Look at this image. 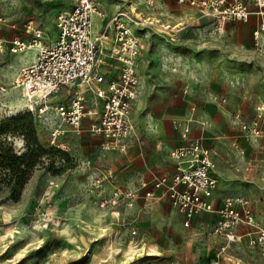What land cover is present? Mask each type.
Segmentation results:
<instances>
[{
    "label": "rangeland",
    "instance_id": "374dc122",
    "mask_svg": "<svg viewBox=\"0 0 264 264\" xmlns=\"http://www.w3.org/2000/svg\"><path fill=\"white\" fill-rule=\"evenodd\" d=\"M97 1L106 17L132 6L143 21L152 19L127 0ZM70 4L71 0H0V119L24 111L25 99L13 80L33 55L31 49L12 53L9 41L24 36L22 28L29 20L43 31V37L52 40L57 31L55 15ZM160 22L138 31L143 43L138 71L145 98L141 113L133 111L135 122L144 128L137 119L149 114L157 98L165 100L173 94L178 98L185 95L188 106L196 108L204 101L222 106L225 120L212 128L207 140L219 176V192L244 196L262 215L264 143L257 141L248 149L254 139L246 140L237 119L249 121L255 105H264V44L256 51L241 35L239 23H226L221 33H214L206 19L193 16L169 32L161 28L168 23ZM138 86L140 89L141 82ZM65 95L62 89L51 100H64ZM39 128L37 123V140L48 149L45 132ZM70 137L65 139L63 154L53 160L41 158L16 201L0 191V264H264L261 249L243 242L226 245L210 226L183 228L168 207L158 222L149 214L113 218L108 209L97 207L98 198L91 196L92 173L82 171L85 161L99 160L98 152L79 150L72 145L76 139ZM12 138L15 149L21 151V139ZM232 140L244 146L243 155L232 148ZM248 156L257 158L256 172L249 170ZM103 170L95 172L102 174ZM90 224L97 231L94 237L83 232ZM128 224L136 229L131 246L127 245L131 238ZM113 240L115 245H111Z\"/></svg>",
    "mask_w": 264,
    "mask_h": 264
},
{
    "label": "built area",
    "instance_id": "2783aa9c",
    "mask_svg": "<svg viewBox=\"0 0 264 264\" xmlns=\"http://www.w3.org/2000/svg\"><path fill=\"white\" fill-rule=\"evenodd\" d=\"M155 2L144 0L148 7ZM177 2L197 9L208 19L214 33H221L226 23H248L253 19L249 37L254 49L261 51L264 0ZM94 16L101 21L105 17L97 0H71L70 6L55 15L57 31L53 40L44 38L43 31L32 20L24 23V37L13 36L9 50L20 53L31 49L33 55L19 68L13 83L21 90L25 108L45 132L48 145L66 151L68 133L75 137L86 134L98 140L100 152H123L134 134L131 109L139 84L137 61L143 48L138 31L148 23L135 19L129 11H118L95 31ZM237 45L240 49L241 44ZM62 89L66 92L65 99L52 101ZM194 108L191 106L190 110ZM190 121L192 117L173 120L183 141L168 153L173 172L151 182L159 194L147 189L140 193V189L147 187V182L140 179L138 188L112 187L98 197L97 207L117 216L122 207H131L138 198L146 202L163 198L181 217L183 226L187 227L198 213H211L215 216L213 233L221 236L226 245L244 237L247 246L264 251V223L254 217L245 197L228 196L218 206L213 203L217 185L214 160L201 136L189 137ZM237 125L246 140L264 142V105H255L251 119L246 122L238 118ZM232 147L243 153L236 141ZM252 166L248 162V167ZM82 168H91L90 161L82 163ZM112 178L110 171L102 174L94 171L89 180L93 189L100 190ZM238 226L246 230L237 234Z\"/></svg>",
    "mask_w": 264,
    "mask_h": 264
},
{
    "label": "crops",
    "instance_id": "0c3cea01",
    "mask_svg": "<svg viewBox=\"0 0 264 264\" xmlns=\"http://www.w3.org/2000/svg\"><path fill=\"white\" fill-rule=\"evenodd\" d=\"M129 3L133 4L136 9L140 11V13L147 16V18L152 21V25L155 24H162L160 21L168 23L165 25H169V28L166 29L169 31H174L177 27L182 25V22L189 20L192 16L196 19H206L204 16H200V13L197 9L186 5L185 3H179L177 0H156L154 6L151 7L149 11H143L141 6H146L144 0H127ZM126 1V2H127ZM148 7V6H147ZM103 10V9H102ZM105 13V12H104ZM156 18V19H154ZM96 19V22H94ZM107 19L106 14L104 19H101L97 16L93 17L94 22V29L95 31L99 30L103 25V22ZM208 21V19H206ZM157 21V22H156ZM209 22V21H208ZM172 24V25H170ZM179 24V25H177ZM242 26L241 35L243 37H249V31L253 25V19H250L248 23H239ZM165 31L166 33H168ZM164 32V30H162ZM56 35V34H55ZM24 37V36H23ZM55 37V36H54ZM22 38V37H21ZM47 40V37L44 36ZM54 39V38H53ZM52 39V40H53ZM251 43V41H250ZM143 49V48H142ZM139 59V58H138ZM29 61H26V63ZM25 63V62H24ZM137 72L139 76V85L141 82V86L137 88L136 97L132 104L131 109V119L134 124V134L128 139V147L125 151H112V152H100L98 150L97 139H91L86 134H84V139H80L81 137H75L71 134L73 139H76V144H72L74 147L80 149H91L92 148L98 152L97 157L98 161L91 163V168L86 169L82 168V171H85L86 174H90L94 171H110L113 174V178L109 182L103 183L100 187V190L93 189L91 192L92 198L97 199L100 195L107 193L112 187H126V188H134L139 187V180L142 179L147 182V187L145 189H140V193H143L144 190H151L154 194H159L158 190H154L151 186V182L156 177L162 175H170L173 172V163L169 157V151L174 146L182 143V139L179 135V129L173 124V120L175 119H187L192 117V121L189 122V137H197L201 136L204 144L210 148V144L207 141L210 137L212 128L218 127L221 122L225 120V111L222 106L219 104H214L210 101H204L199 108H194L193 111L190 110L191 106H188L186 97H176L173 94L172 97H168L165 100L163 98H157L154 103L152 110L149 114H140L141 116L137 119L139 122L144 123V128L140 125H137L135 122L133 111H139L143 108L144 98L145 95L143 94L144 82L140 80V74L138 71V61H137ZM160 93H158V96ZM54 98V97H52ZM67 134V135H68ZM67 137V136H66ZM65 137V139H66ZM70 137V138H71ZM80 139V140H79ZM255 140V139H254ZM249 144H247V148H251L252 146L257 144L258 142H262L260 139L256 140ZM237 140L231 141L232 142ZM239 147L242 149V154H244V146H242L239 142H237ZM233 148V147H232ZM234 149V148H233ZM212 158L213 153L211 151ZM248 159L251 160L253 166L249 168V170L257 171L258 170V163L257 158L254 156H248ZM101 161V163H99ZM105 166H108L107 168ZM106 169V170H105ZM96 173V172H95ZM251 173V172H250ZM253 173V172H252ZM217 177V185L213 193V203L218 206L224 197H228L230 195H222L219 192V176L215 171ZM88 177V176H87ZM241 196V195H235ZM244 197V196H243ZM247 199V198H246ZM250 203V202H249ZM252 213L254 217L264 223V212L262 215H259L255 212L252 204L250 203ZM168 207L169 214H173L178 219L180 225L183 228L189 227H207L210 226L211 230L213 231V225L215 221V216L211 213H198L193 216L190 221V224L185 227L182 225L181 217L169 206L166 199L160 200H152V201H144L142 198H138L131 207H122L120 212L117 216L111 215L113 218H119L123 216H135L139 214H149L150 217H153L154 220L157 222L162 217L163 209ZM128 229H134L135 233L131 235L127 241V245L131 246L133 242V236L136 234L135 227L128 224ZM91 227L83 229V232L88 236H96L97 231L94 225ZM237 234H241L243 231L246 230L244 226H238L235 228ZM214 234V233H213ZM215 236L219 237L222 241L224 239L214 234ZM130 241V242H129ZM243 242L245 245V238L241 237L238 241L233 243ZM115 245L114 240L111 242V245ZM138 249V248H137Z\"/></svg>",
    "mask_w": 264,
    "mask_h": 264
},
{
    "label": "trees",
    "instance_id": "16d2710c",
    "mask_svg": "<svg viewBox=\"0 0 264 264\" xmlns=\"http://www.w3.org/2000/svg\"><path fill=\"white\" fill-rule=\"evenodd\" d=\"M35 130L37 121L26 108L0 119V191L7 192L8 198L14 201L19 198L35 166L42 163L41 158L49 156L53 160L56 155L63 154L55 147H42ZM12 137L21 139V151L15 149Z\"/></svg>",
    "mask_w": 264,
    "mask_h": 264
},
{
    "label": "bare ground",
    "instance_id": "6f19581e",
    "mask_svg": "<svg viewBox=\"0 0 264 264\" xmlns=\"http://www.w3.org/2000/svg\"><path fill=\"white\" fill-rule=\"evenodd\" d=\"M131 8V10H128L130 13H131V15H132V17H134L135 19H138L139 21H142L143 23H148L149 25H152V21L150 20L149 21V19H146V21L144 20L143 21V19H142V17L138 14V13H136L135 12V9L131 6L130 7ZM135 13L134 15H133V13ZM157 22V21H156ZM161 28L163 29V30H166V29H168L169 28V26H167V25H163V26H161ZM22 95V94H21ZM249 140H251V139H249ZM252 141V140H251Z\"/></svg>",
    "mask_w": 264,
    "mask_h": 264
}]
</instances>
